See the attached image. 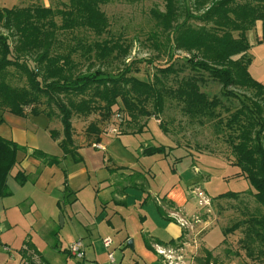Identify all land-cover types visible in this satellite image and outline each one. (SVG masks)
<instances>
[{
  "label": "trees",
  "instance_id": "trees-1",
  "mask_svg": "<svg viewBox=\"0 0 264 264\" xmlns=\"http://www.w3.org/2000/svg\"><path fill=\"white\" fill-rule=\"evenodd\" d=\"M57 1L61 2V9L51 6L0 9V118L5 112L26 117L25 109L28 106H33L30 115L37 116L36 104L42 98L48 106H54L63 127V139L59 143L63 157L42 150H34L31 154L45 165L54 166L59 165L66 156H70L74 162L83 161L73 140L74 115L89 117L98 112L104 118H109L113 108L118 106L116 110L122 115L123 122L124 115L134 121L140 116L152 114L147 110L149 104L152 103L156 114H161L166 99L176 100L182 105L185 115L208 118L214 122L217 132L220 130L226 135V143L232 153L231 165L239 170L234 177L246 179L254 191L227 192L215 199L236 198L248 193L254 198L255 207L244 222L225 228L223 232L228 236L244 224V237L240 241L242 249L246 257L261 262L264 259V85L253 79L248 70L252 57L247 32L260 23L261 38L258 43H264V0H163V11L151 10L150 15L158 32L154 31L149 39L155 48L169 50L171 60L174 59V52L190 55V58L184 59L183 65L193 73L177 80L173 87L167 86L169 77H177L181 71L172 64L157 67L153 81L130 75V63L117 74L101 68L77 73V64L73 59L77 53L88 60L104 63L111 58L126 60L130 47L121 39H104L91 44L78 41L66 51H56L58 32L86 29L98 38L107 34L109 21L101 7L111 0ZM57 17L61 18L60 23ZM194 23L199 25L195 26ZM11 39L15 41L14 46ZM33 56L37 66L30 68L29 59ZM10 68L20 70L25 75L27 86L15 88L8 83ZM201 73H207L221 85L225 90L223 95H231L229 88L254 91L257 97V101L253 102L254 108L244 103L224 122L218 113L220 100L216 97L211 99L202 91L201 86L206 81ZM2 122L1 119L0 124ZM89 128L97 133L96 142H100L96 126ZM51 137H56L54 131ZM23 150L26 151V148L0 136V199L11 195L8 183L19 164L18 153ZM171 150L165 145L147 146L141 154L147 157L167 156ZM120 170L125 169L108 167L111 174ZM140 178L141 175L134 172L124 181L130 187L138 188ZM14 179L19 185H24L27 175L20 170ZM158 210L166 220H171L161 206H158ZM184 234L167 243L151 239L146 234H143V239L147 248L156 252L152 247L153 242L158 247L178 249ZM25 246L26 250L21 251L24 259L30 260V252L41 256L29 242ZM195 264L217 263L209 251L203 250Z\"/></svg>",
  "mask_w": 264,
  "mask_h": 264
},
{
  "label": "crops",
  "instance_id": "crops-1",
  "mask_svg": "<svg viewBox=\"0 0 264 264\" xmlns=\"http://www.w3.org/2000/svg\"><path fill=\"white\" fill-rule=\"evenodd\" d=\"M256 28L257 37L250 40L252 62L248 70L253 79L264 85V43H258L261 24L257 23ZM1 119L0 136L25 147L26 151L18 153L19 164L10 177L13 184L10 180L8 183L11 195L0 199V264H110V253L115 264H167L157 253L159 245L153 242L156 252L149 250L143 234L167 243L177 240L183 232L180 247L173 248L182 263L195 264L196 258L207 250L217 264H245L244 256L232 255L229 250L231 239L225 236L223 225L216 222L210 205L201 206V197L208 202L218 200L216 195L247 191V185L237 191H230L227 186L226 182L231 180L247 181L234 177L239 171L237 167L224 166L228 167L227 171L216 179L213 172L191 164L194 175L188 183L181 178L166 180L162 188L157 189L153 182L158 174H151L152 166L148 167L147 174V168L141 167L139 158L136 161H114L111 155H106L110 142L106 138H100L98 143L96 140L77 142L73 138L83 161L74 162L66 156L59 165L47 166L31 154L34 150H42L62 158L59 147L63 139L62 125L53 129V117L47 114L20 117L5 112ZM52 131L56 133L55 138L51 137ZM96 145L104 149H98ZM138 147V153L142 155L141 144ZM173 150L167 156L151 157L161 161ZM181 158L176 161H183ZM108 167L125 170L111 174ZM20 170L27 175L24 185L14 179ZM173 171L171 174L175 175L177 172ZM134 172L141 175L138 188H132L124 181ZM203 173L206 174L204 179L201 178ZM213 182H218L221 188L216 197L209 189ZM158 206L171 220L160 214ZM206 206L207 209L202 210ZM60 216L62 225L59 224ZM106 238L112 241L108 249L103 245ZM78 240L85 247L82 260L69 253V247ZM129 240L133 241V248L127 245ZM26 242L32 244L41 256L30 252V260L24 259L21 251L26 250Z\"/></svg>",
  "mask_w": 264,
  "mask_h": 264
},
{
  "label": "rangeland",
  "instance_id": "rangeland-1",
  "mask_svg": "<svg viewBox=\"0 0 264 264\" xmlns=\"http://www.w3.org/2000/svg\"><path fill=\"white\" fill-rule=\"evenodd\" d=\"M66 2V0H64ZM32 6H51L54 9H61V2L57 0H0V9L5 8H23ZM102 10L106 13L109 21V30L107 34L98 38L92 32L86 29H76L71 32H58V38L56 41V51H66L72 46L76 45L78 41H82L86 44H91L95 41L104 39H121V42L130 47V54L126 60L119 59L113 60L112 58L100 63L94 59H86L81 54L77 53L73 59L77 64V73H84L88 69L96 70L101 68L102 70L117 74L127 66L131 64V74L139 79L145 81H153L157 75V67H164L167 65H173L179 69L181 73L176 77L170 76V83L167 86L173 87L176 85V81L180 80L193 71L187 66L183 65V61L186 58H190L188 53L174 52V59H170V51L162 48L157 50L152 44V40L149 39L150 35L156 31L155 21L151 18L150 11L153 9L163 11V0H111L108 4L103 5ZM60 23L61 18H56ZM195 26L199 24H195ZM6 33V31L2 30ZM158 32V30H157ZM257 28L254 27L247 32V38L249 40L257 37ZM234 34V36H236ZM163 40V36L161 35ZM160 40V42L162 41ZM11 43L14 46L15 41L11 39ZM133 61V62H131ZM36 62L33 57L29 59V67H36ZM206 81L203 84L202 91L206 92L212 99L218 98L221 102V109L218 113L221 114L224 122L235 113L237 109H241L243 104H249L253 107V102L257 101L254 91L243 88H229L228 93L231 95H223L225 91L222 89L216 81L212 80L207 73H201ZM8 83L15 88H22L27 86V80L25 75L20 70L10 68V75L8 77ZM121 104H119L120 106ZM33 106L26 107L27 115H30ZM36 109L39 114L46 115L47 113L53 117L52 128H59L61 124L58 110L54 106H48L44 98L36 104ZM117 107L113 108L109 118H104L100 113H93L89 117H82L74 115L72 119L73 124V138L77 142L90 143L95 142L97 139V133L93 132L89 127L96 126L100 133V138H106L109 142V150L107 156H112L114 161L122 162L124 160L136 161L141 164V167L147 169L151 165L150 171L153 175L158 174L157 179L153 182V185L158 189L162 188L164 181L172 180L176 181L181 178L185 183L191 179L194 175L193 170L190 168L191 164L197 165L200 169L213 172L212 175L216 179H220L227 171L228 167H231L233 160H231V148L226 143V135L220 130L214 127V122L208 118H190L182 111V105L176 100L166 99L163 113L156 114L152 103L147 106V110L152 114L149 116H140L134 121H130L126 115L124 122L120 125V132L117 135L111 134L109 128L113 125V116L120 114L117 112ZM103 117V118H102ZM45 123V122H44ZM46 125V124H45ZM224 131V130H223ZM119 137V138H117ZM141 144L143 150L147 146H159L165 145L171 147L172 154L161 161H156L155 158L146 157L138 153V146ZM160 155L155 157L159 158ZM182 157V160L176 161L177 158ZM181 158V159H182ZM162 159V158H161ZM115 162V163H116ZM224 166H228L227 168ZM142 169V168H140ZM176 171L177 173L171 174ZM160 171V172H159ZM205 173L201 175L204 179ZM221 182V181H220ZM210 186L211 194L216 197L219 189L221 190L218 182H213ZM230 191L243 190L246 185V192L254 191L249 182H243L238 180H231L226 182ZM247 183V184H246ZM10 184H13V179L10 178ZM203 183H200V185ZM247 194V195H246ZM216 195V196H215ZM153 204L155 199L151 198ZM210 205V209L214 214L217 223L223 225L224 228L231 227L236 223H242L251 214V211L255 207L254 198L245 193L243 196L236 198H221L218 200H210L206 202L201 197V206ZM209 207V206H208ZM207 209V206L202 210ZM209 214V213H208ZM207 216V214L205 215ZM60 224V218H59ZM244 224L232 234H229L231 243L229 242V250L232 251V255L238 253V255L244 256L245 264H262L264 259L259 261L252 260L246 257L245 251L242 249L241 240L243 239ZM207 227V226H206ZM232 236V238H231ZM117 238V237H116ZM247 261V262H246Z\"/></svg>",
  "mask_w": 264,
  "mask_h": 264
},
{
  "label": "built area",
  "instance_id": "built-area-1",
  "mask_svg": "<svg viewBox=\"0 0 264 264\" xmlns=\"http://www.w3.org/2000/svg\"><path fill=\"white\" fill-rule=\"evenodd\" d=\"M113 125L109 128V132L111 134L117 135L120 132V125L123 123V117L121 114H116L113 116ZM98 149H104L101 145H96ZM0 232H1V224H0ZM103 245L106 249L110 248L112 245V241L110 238H106L103 240ZM85 247L81 240L74 242L69 247V253L76 259L82 260L84 258ZM157 253L163 257V259L167 262V264H184L181 262V257H178L176 251L173 249H166L162 247H157ZM108 260L110 264H115L113 254L110 253L108 256Z\"/></svg>",
  "mask_w": 264,
  "mask_h": 264
},
{
  "label": "water",
  "instance_id": "water-1",
  "mask_svg": "<svg viewBox=\"0 0 264 264\" xmlns=\"http://www.w3.org/2000/svg\"><path fill=\"white\" fill-rule=\"evenodd\" d=\"M60 223H61V225H62V223H63L62 216H60ZM127 245H129L131 248H133V241H132V240H129V241L127 242Z\"/></svg>",
  "mask_w": 264,
  "mask_h": 264
}]
</instances>
